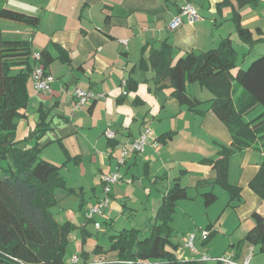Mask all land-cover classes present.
I'll return each mask as SVG.
<instances>
[{
  "label": "crops",
  "instance_id": "obj_1",
  "mask_svg": "<svg viewBox=\"0 0 264 264\" xmlns=\"http://www.w3.org/2000/svg\"><path fill=\"white\" fill-rule=\"evenodd\" d=\"M22 1L26 2L27 7H19V9L39 16V24L31 26L24 22L6 20L1 22L2 24L0 23V28L6 38L30 39L33 54L47 48L52 55L47 70L50 75L54 76L55 81L50 90L38 91L35 88L33 74L31 75L28 82L30 100L24 111V116L17 119V139L24 140L29 135H33L40 113L42 111L46 112L50 121V128L46 130L40 141L42 144L45 143L43 149L55 142L59 144L65 159L62 162L63 164L55 162L63 167L65 164H70V159L79 164L86 156L89 162H95V153H93L95 152V146H100L101 135L104 136L105 130L111 128L116 132V136L113 140L106 138L105 146L100 149L102 157L99 156L97 161L99 166L107 167L113 163L116 152L119 149L122 150L124 143L139 137L149 126L152 119L158 118L159 112L154 115L151 114L155 107L160 106L162 113L167 110L168 102H171L172 105L178 108V114H183L185 111L194 113L192 120L194 124L187 125L188 127L165 125L162 120L164 117L160 118L162 129L159 127L157 130L161 131L155 135L159 147L155 148L153 145H149L143 152L130 153L126 167L122 172L123 178L121 180L126 179L127 185L131 183L142 185V177H145L143 174L150 176L152 185L163 193L161 202L175 182L178 181L187 188L188 196L178 200L173 215L172 226L176 232V223L179 218L188 219L185 215L189 219L192 218L190 205L184 203L187 198L195 196L197 198L193 199L197 200H194V203L196 201L199 203V198L202 197L205 204L203 193L207 191L214 192L213 188L216 184L204 183L201 191H198L197 194H190L189 189L197 184L199 185L200 181L215 177L216 171L206 160L218 157L221 145L231 144L233 138L225 123L209 109V100L213 97L212 92L202 86L199 88L195 83H189L188 91L202 101L199 108L205 111L198 113L189 109L186 105H182L172 94V87L169 85L168 79L162 80L160 83L156 82V71L151 65V54L155 50L161 49L164 42H168L172 46V62L176 63L179 58L185 57L189 51H206L218 47L226 37L233 39L232 37L238 34L237 27L233 22L235 21L233 19L235 7L241 13L242 25L253 31V37L264 36L255 37V28L258 33L261 32V25L259 24L261 14L259 10L252 4L238 7L235 2L234 5L222 4L224 0H191L198 7L201 17L191 21L187 15H183L180 26L172 30L169 25L174 16L181 11V2L177 0ZM248 5L252 6L250 11L247 10ZM204 9L205 11H203ZM125 39L127 43L123 42ZM233 45L236 48L234 41ZM253 47L254 45L247 51V54L252 51ZM39 64L41 63L37 62V65ZM124 81H126L125 85ZM77 87L95 92H104L106 97L75 109L73 106L75 101L74 91ZM165 90H167L168 95ZM144 92H147L148 96L146 93L143 94ZM173 98L176 100H172ZM185 122L187 124L188 120ZM92 128L99 133L96 141H93L92 135L89 133ZM182 131L189 132L191 135L188 138L183 137L179 141L182 137ZM60 141L64 147L60 144ZM29 144H35V140L31 139ZM258 144L247 147L242 152L237 151L238 154L235 152L231 156L232 158L241 153L243 156L242 166H234V170L238 172V179H232V166H229V180L239 185L242 190L241 199L235 201L231 200V194L227 190L229 197L225 206L226 209H231V218H229L230 222L227 230H233L227 238V246L228 248L231 247L230 256L240 263L244 258L247 244L254 253L256 250L261 252L258 246L244 240L247 231L254 224L253 212L258 211L264 215V199L249 186L250 180L257 173L260 163L264 159V149H261L263 155L261 154L260 163L257 160L252 163L253 150L258 148ZM140 164L143 166H139ZM62 175L65 177L67 185L77 190L76 185H69L67 177L63 173ZM187 177L189 178L186 183H183L182 181ZM79 188L81 196L84 195L85 187L81 186ZM68 196L70 195L65 196L57 204L60 207L59 210L54 211V206L51 210L59 221L69 220L74 224L75 222L71 219H59L62 210L65 209L62 204ZM100 197L99 194L97 199ZM131 198L132 196L128 194V187L125 184L114 183L110 204L103 213L106 215L110 213V216L111 212L112 214L117 212L118 214L128 215L131 220L127 226L136 227L140 230L145 226L147 231L150 230L151 232L152 225L137 224L132 221L129 214H132L131 211L133 210H130L128 206V201ZM179 202V208L185 211L186 214H178ZM208 206L206 205V207ZM129 210L130 212L127 214ZM208 212L209 208H206L205 213ZM133 215L136 214L133 213ZM106 220L109 227L104 234H107L108 238L123 228H129L123 227L116 230L114 217H107ZM88 222L84 214L82 224L84 235L87 232L86 224ZM194 222L198 223L200 221L195 219ZM242 223H246L248 227H245ZM210 224H212L210 226H215L212 222ZM240 226L244 227L243 235H240L241 237L238 235V238L231 237L234 233L236 234ZM191 227H188L186 231ZM174 235L175 233H173V240ZM174 241L179 244L178 257L192 259L201 256L200 253L188 251L183 246L180 247L181 242ZM203 243L207 242L203 241ZM96 246H102L104 250H107L110 244L97 243ZM212 247L214 248V245ZM82 253L81 262L96 260H91L96 254L94 250L88 252L84 249ZM104 253L99 254L97 258L110 261L107 257L111 253L103 255ZM222 253L217 256L225 254ZM215 264H218V262L216 261Z\"/></svg>",
  "mask_w": 264,
  "mask_h": 264
},
{
  "label": "trees",
  "instance_id": "obj_2",
  "mask_svg": "<svg viewBox=\"0 0 264 264\" xmlns=\"http://www.w3.org/2000/svg\"><path fill=\"white\" fill-rule=\"evenodd\" d=\"M259 1L224 0L222 4L234 5L235 2L242 7L257 5ZM0 17L31 26H37L40 21L37 15L6 6L0 8ZM233 19L242 40L251 46L258 42L264 44V36L254 38L253 31L242 25L241 13L236 7ZM171 47L164 42L161 49L151 54L156 82L168 79L172 94L182 105L203 113L205 110L199 108L202 101L188 91L189 83L199 81L213 94L209 109L225 123L233 138L231 144L221 145L218 157L206 160L216 175L200 181L199 185L219 184L230 192L231 200H240L242 189L229 180L228 165L238 150L256 143L264 144V55L254 59L247 68H238L235 74L233 69L238 61L230 37L224 38L216 48L189 51L176 63L172 62ZM33 53L30 39L6 38L0 28V172H3L0 175V264H66L67 244L75 228L69 220L59 221L51 210L77 190L67 185L61 165L41 156L45 143L40 140L50 128L46 112L40 113L32 137L17 139V119L24 116L30 100L31 75L37 62L43 65L45 74H49L47 68L52 60L47 48L40 51L39 59ZM236 81L243 90L235 99ZM34 138L35 144L30 145L29 141ZM60 144L63 146L61 141ZM249 186L264 199V159ZM187 196V188L175 182L158 207L149 235L141 237V230L136 227L123 228L109 236V249L96 246L95 253H116L117 258L103 264H207L201 257L177 256L179 244L173 240L172 221L178 200ZM203 196L206 205L214 203L218 197L213 191ZM252 217L254 224L244 240L264 252V215L254 211Z\"/></svg>",
  "mask_w": 264,
  "mask_h": 264
},
{
  "label": "rangeland",
  "instance_id": "obj_3",
  "mask_svg": "<svg viewBox=\"0 0 264 264\" xmlns=\"http://www.w3.org/2000/svg\"><path fill=\"white\" fill-rule=\"evenodd\" d=\"M3 5L9 8H12V9H16V10L19 9V7H27L26 2L22 0H0V7ZM255 6L257 7V9L259 10L261 14V21L259 22V24L261 25V32L258 33L255 28V37H258L259 35H264V0H260ZM226 8H230V7H226ZM247 8H248L247 10L250 11L252 9V6L248 5ZM205 9L203 11H205ZM21 10L22 9H19V11ZM231 12H232V9H231ZM6 20L10 22L11 21L18 22V21H13L11 19L0 17V23ZM233 22H234V25H236L235 21ZM232 38H233L232 42L234 41V44L236 45V54H237L236 56H237V61H238L237 62L238 66L233 69L235 74L238 68H241V67L247 68L254 59L264 55V45L263 44L256 43L252 51L250 53L248 52L247 54V51H249L251 48V44L242 40L238 34L234 35ZM193 83L197 84L198 87L201 88L199 81L193 82ZM205 89L210 91L207 88ZM242 90L243 89L238 84V82L237 81L234 82L233 97L235 99L238 98ZM145 93L148 96L147 92H144L143 94ZM165 93L168 95L167 90H165ZM172 100H176V99L173 98ZM161 111L162 109L160 108V106L159 107L157 106L153 109V112H151L152 115L157 114L158 112L160 113L158 118L154 120L152 119L151 123L149 124V127L154 133L153 136H155L156 133H159L161 131V130L158 131L157 129H159V127L160 128L162 127V125L160 124V121H161L160 118L162 117H164L162 118V120L165 122L164 123L165 125L171 124L172 126L188 127L187 125L194 124V122L192 121L194 113L185 111V113L183 114L181 113L178 114L179 113L178 108H176L175 105H172L171 102H168V108L166 111H163L162 113ZM186 120H188L187 124L185 122ZM165 125L164 127H166ZM166 129H169V128H166ZM89 133L90 135H92L93 141H96L97 138L99 137L98 136L99 133L94 128H92V130ZM181 135L182 137L179 139V141H181L183 137L185 138L190 137L191 133L182 131ZM106 138H108L107 135L105 134L104 136L101 135V140L99 142L101 143L100 146H95L94 143H92L96 147L95 152H93L95 153L94 154L95 162H92V163L89 162L86 156V158L84 160L82 159L79 164L72 161L73 159H70L69 160L70 164L68 165L65 164L62 167V173L67 177L69 185H76L77 191H78V192L71 193L70 196H68L67 200H65V202L62 204V206H64L65 209L62 210V215H60L59 217L60 220H63L65 218V219H71L75 222L74 223L75 228L70 233L71 239L69 243L67 244V250L65 253L66 264H77L73 261V257L75 255L83 256L82 252L84 249L90 252L96 248L97 243L104 244V245H107L108 243H110L108 235L104 234L109 227V225L107 224L108 222H106L107 217H114L116 230H119L120 228H123V227H129L127 225L129 224L131 219H129L128 215H123L120 213L118 214L117 212H114L113 214L111 212V216H110V213H108L107 215L105 213H99L95 216L94 219H89V222L86 224V229H87L86 235H84V232H83L84 226L82 224L84 222V214L86 215L87 213L85 209L88 210L89 207H91L95 203H98V200L104 196L103 176L110 175L118 171L117 162H118V157H120L121 155V149H119L116 152V157L113 158V163L111 165L107 167L103 165L99 166V163L97 162L99 159V156L102 157V153L100 152V149H102L105 146ZM34 140L36 141L35 138ZM258 145H259L258 148L253 150L252 163L256 162V160L258 161V163H260L259 162L261 159L260 157H262L261 149H264V144L259 143ZM148 147H149V144L146 146V148ZM238 151L242 152L243 150H238ZM239 152H237V154ZM250 152L252 153V151ZM241 154L233 156L229 161L228 166H232L231 168L232 179L239 178L238 172L234 170V166H242L243 156ZM41 156L48 160L52 159L51 161H54V162L56 161L59 164H63L62 162L65 159V155L61 151L59 144L57 142L52 143L51 146H46L43 149ZM154 160L156 162L157 160L156 157L154 158ZM139 166H143V165L140 164ZM125 167H126V163L120 166V171L123 172ZM170 167L171 166L169 164V169ZM165 169H168V168H165ZM142 172H143V169H142ZM171 173L173 172L171 171ZM0 175H3V172H0ZM143 175H145V177H142V185H134L133 183H131L130 185H127L126 179L119 180L118 182L120 184H125L128 187V194L132 196L130 201H128V206L130 210H133L131 211L132 214H129L130 210L127 211V214H129L132 217V221H134L137 224L146 223L148 224V226H151L152 225L151 223H153L154 221L153 217L156 214V211L161 202L163 193L158 191L156 187L152 185L150 181V176L146 174H143ZM188 178L189 177H187L182 182L186 183ZM202 185L204 184H200V185L197 184L196 186L191 187L189 189L190 194L191 193L197 194L198 191L200 192L203 187ZM81 186L85 187L84 188L85 193L82 196L79 193L80 192L79 187ZM205 186H208V185H205ZM150 190L151 192L149 193ZM213 190L215 193H217L218 198L213 204L209 206L207 205L208 207H206V205L204 204L202 197L199 198L200 199L199 203L197 201L194 203V200H197V199H193V198H197L195 196L189 197L187 198V200L183 199V200H186L184 203H188L192 209V212H191L192 218L189 219L187 215H185V217H187L188 219L179 218L176 223L177 230L176 232L175 230L173 232L175 233L174 240L181 242L180 247L183 246L184 248L188 249V251H191L194 253H200L201 256L202 255L205 257L209 256L208 259L206 260L207 264H215L216 261L214 258L218 257L217 255L223 254L222 252L225 253L224 255L230 256L231 247L228 248L227 246V243H228L227 238H229V234L231 233V231H233V230H230V231L227 230L228 223L230 222L229 218H231L230 217L231 209L229 208L226 209V206H225L227 198L229 197L228 191L227 189H225L223 186H220L219 184H216ZM99 194L101 195V197L97 199ZM180 202L177 208V212L178 214H186L185 211L179 208ZM206 208H209L208 213H205ZM59 209L60 207L58 205L54 206V211H57ZM133 213L136 215L134 216ZM63 214L65 215L63 216ZM193 218L198 219L200 222L198 223L194 222L195 219L193 220ZM151 220L153 221L151 222ZM95 221H98L101 223L100 228L96 227ZM190 222H192V224H190ZM210 222L214 223L213 225L215 226L214 227L210 226L212 225L210 224ZM78 224H81V225H78ZM242 224L245 227H248L246 226L247 225L246 223H242ZM190 226L192 227L186 231V229ZM203 229L207 230L208 232H213L212 235L207 236V238H209L207 240V243H203V240H202L203 237L200 236L199 230H203ZM243 230H244V227L240 226V228L237 229L236 234L234 233L233 235H231V237L238 238V235L239 237H241L240 235H243V232H242ZM189 232H195L197 234V237L195 238L194 248H190L186 244L187 236ZM149 234H150V230L147 231V227L144 226V228L141 230V237H145ZM213 245H214V248L212 247ZM211 248L213 249L211 250ZM247 250H248V253H247ZM106 253L107 254L111 253V255L107 257L108 260H111L112 258H117L116 253L114 251L106 252ZM106 253H104L103 255H107ZM99 254H102V253H99ZM99 254L98 253L94 254L91 260L97 259ZM112 255L113 257H111ZM246 260H249V264H264V253L258 252L257 250L254 253V251L251 250V247L247 244L245 246L244 258H242L241 263L240 262H237V263L244 264ZM225 264H229V263H225Z\"/></svg>",
  "mask_w": 264,
  "mask_h": 264
},
{
  "label": "built area",
  "instance_id": "obj_4",
  "mask_svg": "<svg viewBox=\"0 0 264 264\" xmlns=\"http://www.w3.org/2000/svg\"><path fill=\"white\" fill-rule=\"evenodd\" d=\"M178 2H181V11L180 13L176 14L171 21L169 27L172 30L177 29L180 24L182 23L183 15H187L191 21L197 20L201 17L198 7L191 1V0H177ZM124 43H127V40H123ZM34 56L39 59L40 58V52L35 53ZM33 79L35 88L38 91H47L51 89L52 84L55 81L54 76L50 74H45L44 67L42 64H39L35 67L33 71ZM124 85L126 84V81L123 82ZM74 97L75 101L73 103V106L75 109H78L81 105L84 104H90L92 101L97 100L99 98H105L106 94L104 92H95L93 90L89 89H83L81 87H77L74 91ZM105 134L109 139H114L116 136V132L111 129L107 128L105 130ZM154 133L151 130V128L148 126L139 137L132 139L131 141L124 143L121 155L118 157L117 162V168L118 171L114 172L110 175H104L103 176V183H104V196L98 200V203H95L91 207L88 208L86 217L89 219H94L95 216L99 213H103L104 210L109 206L110 200H111V192H112V185L119 180L123 178V173L120 171V166L125 164L127 162V159L129 157V154L132 152H143L146 149V146L153 145L155 148L159 147V142L153 136ZM96 227L100 228L101 223L98 221H95ZM200 236H202L203 240L209 235L210 232L207 230H199ZM197 237V234L195 232H189L187 236V246L190 248L195 247V238ZM201 259L207 260L209 256H200ZM80 255H75L73 257V261L77 264H103L106 261L103 258H97L93 261H87V262H81ZM216 261H220L222 263H232V264H239L235 261V259L232 256H218L214 258ZM244 264H249V260H246Z\"/></svg>",
  "mask_w": 264,
  "mask_h": 264
}]
</instances>
